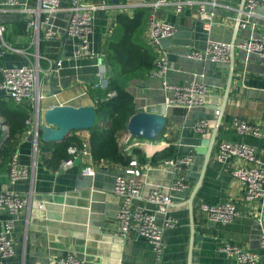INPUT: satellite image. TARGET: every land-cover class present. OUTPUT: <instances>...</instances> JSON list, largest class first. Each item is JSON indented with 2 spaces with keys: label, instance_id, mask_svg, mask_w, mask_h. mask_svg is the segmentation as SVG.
I'll list each match as a JSON object with an SVG mask.
<instances>
[{
  "label": "crops",
  "instance_id": "0c3cea01",
  "mask_svg": "<svg viewBox=\"0 0 264 264\" xmlns=\"http://www.w3.org/2000/svg\"><path fill=\"white\" fill-rule=\"evenodd\" d=\"M16 1L19 6L23 3L35 5V0ZM132 1L126 0L116 8L95 12L89 35L92 53L80 58L72 56V38L64 32L70 1L61 3V10L52 17V23L60 32L59 38L42 40L39 44V62L43 69L39 88L43 107L56 103L94 106L96 72L102 70L108 79L111 76L102 45L114 14L153 0H140L133 5ZM217 3L208 31L196 17L195 6L187 7L180 16L175 15L172 6L159 7L153 12L155 18L176 27L171 36L160 40L161 47L169 55L166 80L174 84L192 80L206 84L208 95L204 105L191 109L165 105L161 81L150 73L144 80H133L128 86L135 112L164 111L166 117V124L155 140L133 137L126 127L119 134L120 150L130 159H137L142 172V197L136 204L154 210L155 205L145 199L148 189L171 183V171L160 165L164 156L174 157L189 151L194 155L193 164L185 174L187 188L172 192L167 216L175 218L176 224L163 229L162 264H236L219 249L223 242H233L257 252L256 264H264V248L259 246L264 230V201L243 199L242 188L230 173L242 161L233 158L219 162L215 159L220 141H239L250 144L264 166V57L246 54L236 46L230 50L229 61L225 63L186 56L188 49H203L208 40L236 44L249 35L248 30L238 27L243 0H217ZM207 10L211 7L207 6ZM258 11L264 13L262 9ZM26 17L16 9L0 12V23L8 43L33 53L32 34L27 28ZM29 58H32L31 54ZM24 63L25 57L21 53L0 55V65L16 68ZM52 89L56 92L51 93ZM216 109L218 116L214 115ZM30 112V103H16L0 87V189L23 194L32 184L30 206L22 208L14 219L11 233L14 253L5 264H52L64 250L75 251L83 264H152L155 251L147 239L134 232L120 237L116 231L118 198L113 191L114 178L128 165L81 157L77 164L65 170L47 168L43 159L51 155V144L40 139L37 151L33 153L32 140L27 134L31 124L25 122ZM236 117L257 127L258 134H237L232 128V120ZM199 119L208 121L203 133H196L191 128ZM75 134L87 142L88 131L79 130ZM11 135L20 164L32 169L34 163L32 183L29 180L9 182L8 160H2L1 149ZM210 142L212 148L204 165ZM89 165L94 169L93 175L82 172V168ZM201 200L207 203L230 201L237 214L227 224L208 222L198 208ZM87 206L88 212L84 210ZM77 209L88 215L93 231L86 230L82 234L81 230L72 227L77 224L75 218L83 215ZM257 217L261 218L260 223ZM6 218L7 215L0 211V231ZM164 218V214L158 213L157 223L162 225Z\"/></svg>",
  "mask_w": 264,
  "mask_h": 264
},
{
  "label": "built area",
  "instance_id": "2783aa9c",
  "mask_svg": "<svg viewBox=\"0 0 264 264\" xmlns=\"http://www.w3.org/2000/svg\"><path fill=\"white\" fill-rule=\"evenodd\" d=\"M64 0H35V5L29 6L23 3L19 6L16 0H0V12L18 10L26 15L27 28L31 31V43L34 52L29 53L22 48L15 47L8 43L4 37V26L0 23V55L5 52L21 53L25 57V63L16 68H9L0 65V87L16 103L28 102L31 106L30 115L25 119L31 124L27 134L31 136L33 153H36L40 140L39 125L42 123V108L40 101L43 95L40 93V74L43 69L40 66L41 55L39 44L42 40L57 39L60 36L59 30L52 23V17L61 10V3ZM67 8L69 16L64 27L65 35L72 38L74 58L90 55L89 35L93 29L95 12L99 9H113L118 6L112 5L109 0H69ZM141 6L151 8L148 18L145 37L156 51V67L150 72L151 76L158 77L161 81V89L165 94V105L169 107H181L191 109L205 104V97L208 95V86L200 81L192 80L183 84H174L166 80V73L169 67V55L166 49L161 47L160 40L171 36L175 32V25L155 18L153 12L159 7L172 6L176 16H180L187 7L195 6L196 17L203 22V29L209 30L214 16V8L219 4L217 0H153L145 1ZM138 5V6H139ZM137 6V5H133ZM132 6V7H133ZM207 6L211 10H207ZM17 7V8H16ZM264 0H243L240 8L238 27L248 30L249 35L236 44L223 41L208 40L203 49L190 48L186 56L198 60H209L225 63L229 61L231 47L236 46L239 50L249 53H256L264 57ZM29 54L32 58H29ZM108 78L102 70L96 72L95 86L105 88ZM115 95L110 91L107 98ZM219 115V110L214 111ZM208 127L206 119H199L191 126L196 133H203ZM233 130L240 135L251 133L258 134L259 129L248 124L240 118L232 120ZM129 134V133H128ZM68 157L60 164V170L68 169L75 165V159L86 157L92 160L91 152L86 141L81 147L69 146ZM236 158L242 161L231 170V175L240 184L245 201H264V166L257 156L255 149L245 142L220 141L217 144L215 159L225 162ZM194 155L191 151L175 157L164 158L161 166L168 168L172 173V181L166 187L151 186L145 199L155 205L154 210H148L136 200L142 197L143 182L141 169L137 159L132 158L128 166L116 173L114 178L113 191L118 198L115 213L116 231L120 237L130 232L147 239L154 248L155 258L152 264H162V233L164 227H172L176 219L167 216L168 207L171 202L173 191L187 188L185 181L186 171L192 166ZM32 169L24 167L19 162V152L14 150L8 161V179L10 183L19 180H33ZM82 172L93 175L94 169L91 165L84 166ZM32 200V184L26 193L6 191L0 189V211L7 215L0 231V264H5L8 257L14 253V242L11 236L14 226V219L19 211L30 206ZM198 208L204 213L205 218L211 223L227 224L233 220L237 211L235 205L230 201L221 203H207L199 201ZM164 214L163 224L157 223V214ZM257 222L261 218L257 217ZM259 246L264 248V230L260 234ZM219 249L236 264H256L259 259L257 252L246 250L233 242H223ZM52 264H83V260L72 250H64L52 262Z\"/></svg>",
  "mask_w": 264,
  "mask_h": 264
},
{
  "label": "trees",
  "instance_id": "16d2710c",
  "mask_svg": "<svg viewBox=\"0 0 264 264\" xmlns=\"http://www.w3.org/2000/svg\"><path fill=\"white\" fill-rule=\"evenodd\" d=\"M126 0H119V4ZM151 8L133 6L129 11H118L114 14L111 28L105 37L102 51L111 76L105 88L96 86L97 98L94 102L95 120L88 130V148L94 161L108 164L124 165L131 161L120 150L118 137L126 127L129 117L135 113L134 99L128 90L133 80H144L156 67V51L145 37ZM110 91L115 95L107 98ZM24 127L21 128V131ZM73 130L60 143L51 144L52 153L43 159L47 168L57 170L61 162L68 157L67 148L71 145L81 147L83 139ZM15 142L11 135L2 146L3 161L15 150ZM136 152H138L136 150ZM175 157V156H174ZM165 156L162 158L164 159ZM166 158H170L167 155ZM154 159V158H153Z\"/></svg>",
  "mask_w": 264,
  "mask_h": 264
},
{
  "label": "water",
  "instance_id": "95a60500",
  "mask_svg": "<svg viewBox=\"0 0 264 264\" xmlns=\"http://www.w3.org/2000/svg\"><path fill=\"white\" fill-rule=\"evenodd\" d=\"M112 5L118 6L119 0H109ZM138 6V5H137ZM233 49V46L231 47ZM53 89L51 93H55ZM42 108V123L39 125L40 139L48 143L63 142L67 135L73 130H88L94 124L95 109L93 105L73 106L69 104H51L44 106L42 99L40 101ZM166 124L165 113L163 112H145L138 111L133 113L126 124V131L129 135L147 140H155L158 134L163 130ZM32 137L29 136V139ZM209 149L205 154L204 165L209 159V154L212 148L210 142ZM80 158L75 159L77 164ZM86 208V206H84ZM88 212V206L87 209ZM79 211L81 216L75 218L76 223L72 225L75 230L79 229L84 234V231H93L91 225L88 223V215L82 210ZM71 218V217H70ZM74 218V217H72ZM81 223V225L79 224Z\"/></svg>",
  "mask_w": 264,
  "mask_h": 264
},
{
  "label": "rangeland",
  "instance_id": "374dc122",
  "mask_svg": "<svg viewBox=\"0 0 264 264\" xmlns=\"http://www.w3.org/2000/svg\"><path fill=\"white\" fill-rule=\"evenodd\" d=\"M140 0H133L131 3H132V5L133 4H135V2L137 3V2H139Z\"/></svg>",
  "mask_w": 264,
  "mask_h": 264
}]
</instances>
